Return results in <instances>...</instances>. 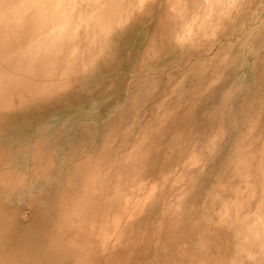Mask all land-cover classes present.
I'll list each match as a JSON object with an SVG mask.
<instances>
[{
    "label": "rangeland",
    "instance_id": "374dc122",
    "mask_svg": "<svg viewBox=\"0 0 264 264\" xmlns=\"http://www.w3.org/2000/svg\"><path fill=\"white\" fill-rule=\"evenodd\" d=\"M37 3L56 12L31 8L30 29L15 35L36 39L46 12L64 44L43 68L28 52L30 67L17 61L19 77L0 91V216L15 223L14 243L44 247L48 264H92L76 258L82 247L106 264H264V185L254 186L264 155V0L217 24L209 7L195 16L179 0ZM226 45L229 63L206 76ZM17 54L0 49V63ZM50 65L69 68L64 83L46 100L27 96L37 85L28 72ZM12 94L21 98L2 100ZM222 98L224 121L207 138Z\"/></svg>",
    "mask_w": 264,
    "mask_h": 264
},
{
    "label": "bare ground",
    "instance_id": "6f19581e",
    "mask_svg": "<svg viewBox=\"0 0 264 264\" xmlns=\"http://www.w3.org/2000/svg\"><path fill=\"white\" fill-rule=\"evenodd\" d=\"M4 0H0V4H2L0 6V49L1 51H3V54L11 53V52H17V57L16 58H11L8 57L4 63H0V91L6 86L10 85L11 81H13V76H17L18 75V70H16L17 68V64L18 62H24L23 64L29 66V57L28 52H31L32 55V59L36 61V64L39 66L40 62L43 61L42 64V68L43 66H48L49 63L54 62V60L57 58V52L56 50L60 49L62 47V45L64 44V41L62 39L63 36H60L61 33H58L59 31L56 30L55 28V21H56V17L54 16L53 18H51L52 15L47 14L46 12L43 13V15L46 17L45 20L42 21H37L36 25L34 26V30H33V34L35 35H39L36 39L31 38V40L29 41V43H25L24 41H22L20 36L15 35V33L19 32L21 29L23 28H29L27 25H25V22L28 21V18H25L26 16H24L23 14H25L28 10H30L31 8H36V10L41 9L45 10V11H49V10H53L54 12H56L55 9H53V5H41L42 3H37V0H6L4 2V5L6 6V3H8L9 1V8H7L6 10L4 9V5L3 2ZM54 1V0H53ZM253 0H179V6L182 7L184 6L185 10L190 11L189 13H192L196 16V12L201 8L202 6L207 4H211L213 5V7L209 8L212 11V15H213V20L215 21V23L217 24L218 22H220L222 20V18L229 16L232 11L231 9H235V7H232V5L234 3H250ZM49 2V1H48ZM7 5V6H8ZM6 6V7H7ZM63 6V5H62ZM49 7V8H48ZM238 9V8H237ZM59 10V9H58ZM62 10V9H61ZM236 12L238 10H235ZM195 12V13H194ZM231 12V13H230ZM237 17L234 16L232 18L229 19V21L227 23L228 27H232V24L234 23V18ZM220 19V20H219ZM97 21V20H96ZM33 24H35V21L33 22ZM216 24L214 26H216ZM17 29V32H15L14 30ZM30 29V28H29ZM62 31V30H60ZM40 33V34H39ZM71 34V33H70ZM66 36V35H64ZM71 36V35H69ZM11 39V40H8ZM229 45V44H228ZM232 48V46H227L226 47H222L219 52H224L225 53V57L223 56V58L217 60V61H213L212 65H211V70L204 72L205 69L204 67L206 66L204 63H200L196 65V68L198 70H201L202 73H207L206 76H210V77H219L220 75V69L222 65H225L226 63H229V59H228V54L229 50ZM231 52V50H230ZM38 60L39 63L37 62ZM42 60V61H41ZM232 59H230L231 61ZM18 61V62H17ZM31 63V60H30ZM34 63V62H32ZM11 64H15L13 66H11V69L14 70H10V68H7L8 65ZM35 64V63H34ZM36 65V66H37ZM30 67V66H29ZM37 68L38 67H33L27 75L32 74V72H36L35 76H34V80L33 83H37V85L32 86L29 88V93L28 94H33L35 98H37L38 96H41L39 99L42 100H46L47 96L46 95L48 92H50L49 90H53L56 86H58L61 83L60 80L64 79V77H66V74H61L59 75L61 72L60 71H65L68 70L66 67L63 69H61V67L59 66H55V65H50L48 68H50L49 71H44L43 73H39L37 74ZM193 68V67H192ZM257 68H258V72L261 78V82L264 84V54H262V56L259 59V63L257 64ZM10 70V71H9ZM192 70V69H191ZM15 71V72H14ZM200 72V71H199ZM66 73V72H65ZM201 73V74H202ZM43 74H46L47 76H44ZM13 75V76H12ZM26 75V79L27 81H29L31 79V77L29 78ZM58 75V77H57ZM31 76V75H30ZM39 76V77H38ZM19 77V75H18ZM201 77H203L201 75ZM38 78L42 79L44 84H39L38 83ZM195 78H200V76L195 77ZM201 79V78H200ZM202 80V79H201ZM201 80H195L196 84H197V88L202 87V82ZM214 80V79H213ZM208 85V84H207ZM208 87V86H206ZM205 87V88H206ZM194 88H192L193 90ZM41 91H43L41 93ZM204 91V90H203ZM2 93V92H1ZM229 95V94H228ZM227 96V95H226ZM228 97V96H227ZM1 98V95H0ZM14 98H18V100L21 98L18 95H13L12 94V98L11 99H2L3 101H9L12 100ZM229 98V97H228ZM223 103L218 107L217 112L214 114V116L212 117V119L210 118V125H208V127H206L205 133L204 135H207V138L210 136L211 137V132L214 131V127L219 125L216 124V120L219 121H224V116H223V112L226 111V101L224 98H222ZM191 109V108H188ZM188 109H185V111H187ZM249 110V109H248ZM188 112V111H187ZM184 114V113H183ZM186 115V112H185ZM210 117V116H209ZM208 117V118H209ZM184 118V116H183ZM246 118V117H245ZM257 120V119H256ZM218 121V122H219ZM224 123V122H223ZM222 123V125H224ZM234 124V122H233ZM213 130V131H212ZM158 132V131H157ZM222 132V129H221ZM211 134V135H209ZM209 135V136H208ZM213 136V135H212ZM215 136V135H214ZM220 137V136H219ZM218 137V138H219ZM209 138V141H211ZM214 139V137H213ZM216 140V139H215ZM152 141V140H151ZM208 141V142H209ZM214 141V140H213ZM152 143V142H151ZM203 143V142H202ZM210 143V142H209ZM208 143V144H209ZM216 142L214 141V144ZM212 143H210L209 145H211ZM202 146V145H201ZM217 146V144H216ZM241 147V146H240ZM146 148H148V145L146 146ZM238 148V147H237ZM262 148V147H261ZM264 148V147H263ZM151 149V148H150ZM209 150L211 148H208ZM207 149V151H208ZM160 150V149H159ZM199 150V149H198ZM202 150V149H200ZM199 153V152H198ZM210 153V152H209ZM261 153V151H260ZM149 154V153H148ZM147 154V155H148ZM201 154V153H200ZM263 154V153H262ZM210 155V154H209ZM157 156V155H156ZM203 156V155H201ZM260 156V155H259ZM148 158V156L145 155V158ZM262 157V155H261ZM144 159V158H143ZM203 159V158H202ZM259 159H262L259 161ZM259 159H257V162L259 161L260 163H258L259 166V170L257 171L259 174L261 172V174L259 175V177L255 178L254 180V186L258 187V186H262L264 185V155L262 158L259 157ZM146 160V159H145ZM202 161V160H201ZM145 162V161H144ZM143 162V163H144ZM202 163V162H201ZM257 165V164H256ZM146 166V164H145ZM199 167V166H198ZM258 167V166H257ZM153 169V168H152ZM256 169V168H255ZM251 171V170H250ZM150 172V171H149ZM199 172V171H198ZM252 172V171H251ZM151 173V172H150ZM153 173V171H152ZM197 174V173H196ZM201 175V174H200ZM260 188V187H259ZM231 190V189H230ZM246 190V189H245ZM261 190V189H260ZM232 191V190H231ZM240 191V190H239ZM242 191V189H241ZM256 192V191H255ZM188 193V192H187ZM245 192L243 191V194ZM241 195V194H240ZM261 195V194H260ZM242 196V195H241ZM251 200V197L249 198ZM184 200V199H183ZM205 202V201H204ZM139 203V202H138ZM173 204V203H172ZM205 204V203H204ZM125 206V205H124ZM124 208V207H123ZM134 208V207H133ZM135 210V209H134ZM176 210V209H175ZM133 211V210H132ZM135 211L132 212V214H134ZM166 212V211H165ZM131 214V215H132ZM139 214V213H138ZM135 215V214H134ZM130 216V215H129ZM132 217V216H131ZM137 217V216H136ZM177 218V217H176ZM134 219V218H133ZM133 219L131 221V223L133 222ZM123 222V221H122ZM123 224V223H122ZM125 225V224H124ZM160 228V227H159ZM132 231V230H131ZM159 232V231H158ZM155 233V232H154ZM126 234V233H125ZM135 235V234H134ZM143 235V234H141ZM155 235V234H154ZM178 235V234H177ZM124 237L121 236L120 239H122ZM128 239V238H127ZM124 240V239H123ZM126 240V239H125ZM138 241V240H137ZM137 243V242H136ZM135 243V244H136ZM157 244V243H156ZM184 244V243H183ZM185 245V244H184ZM139 246V245H138ZM83 249H81L79 255L76 257L78 258V260L84 259L86 262L88 261L91 262L92 264H106L105 262H103L104 259H102L100 257V255L94 251L91 248L88 247H82ZM136 248V247H135ZM133 249V248H132ZM135 250V249H134ZM131 253V251H130ZM129 253V254H130ZM134 253V251H133ZM179 253V252H178ZM120 253L116 252L115 253H111L110 257L111 260L114 261L116 258H118V255ZM134 256V254H133ZM106 261V260H104ZM107 262V261H106ZM71 264H87L84 263L83 261H78L77 263H71Z\"/></svg>",
    "mask_w": 264,
    "mask_h": 264
},
{
    "label": "clouds",
    "instance_id": "9594fccd",
    "mask_svg": "<svg viewBox=\"0 0 264 264\" xmlns=\"http://www.w3.org/2000/svg\"><path fill=\"white\" fill-rule=\"evenodd\" d=\"M205 7H213L211 4H205ZM232 7L244 8L250 7L246 3H234ZM16 236V225L4 213L0 216V264H48L43 259L47 255L44 247L34 248L31 244L19 246L14 243Z\"/></svg>",
    "mask_w": 264,
    "mask_h": 264
}]
</instances>
